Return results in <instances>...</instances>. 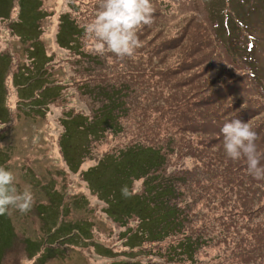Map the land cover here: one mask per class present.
<instances>
[{"label": "rangeland", "instance_id": "374dc122", "mask_svg": "<svg viewBox=\"0 0 264 264\" xmlns=\"http://www.w3.org/2000/svg\"><path fill=\"white\" fill-rule=\"evenodd\" d=\"M35 1L24 19L18 0L0 18V166L35 197L27 214L0 216V264H264V184L246 189L247 165L226 157L218 130L248 122L264 154V0H152L134 58L94 51L86 25L99 0ZM64 15L79 29L71 45ZM106 105L126 115L121 135L90 141L73 126L66 137L65 121ZM138 139L158 155L140 156L135 176L163 155L161 170L120 190L109 168L97 188L87 181ZM179 221L198 240L188 258L176 250L188 239L164 234Z\"/></svg>", "mask_w": 264, "mask_h": 264}, {"label": "clouds", "instance_id": "9594fccd", "mask_svg": "<svg viewBox=\"0 0 264 264\" xmlns=\"http://www.w3.org/2000/svg\"><path fill=\"white\" fill-rule=\"evenodd\" d=\"M100 11L86 25V32L94 40V51L103 55L110 52L120 58H134L142 47L138 31L154 22L152 0H99ZM223 149L227 158H244L249 175L264 179V154L258 153L256 131L248 122L232 119L221 128ZM15 174L0 166V216L11 215L13 210L27 214L33 208L35 197L30 185L23 190L16 186Z\"/></svg>", "mask_w": 264, "mask_h": 264}, {"label": "trees", "instance_id": "16d2710c", "mask_svg": "<svg viewBox=\"0 0 264 264\" xmlns=\"http://www.w3.org/2000/svg\"><path fill=\"white\" fill-rule=\"evenodd\" d=\"M10 3H13V0H0V18L4 17V16H9L8 14V9L7 7L9 6ZM39 2H36L35 0H18V6H19V12H18V16L21 17V19L26 18L27 13L30 12V10H32V8H36L38 7ZM67 15H64L62 18V30H64L66 38L69 41V44L71 45L73 43V40L78 36L79 33V29L77 28L78 26L76 25V21L75 19H69L66 17ZM106 83V80L104 79V77L101 78L99 84H103ZM51 87V86H50ZM57 87L54 85L52 86V89H56ZM103 92V91H102ZM226 96V95H225ZM4 99L1 98L0 99V121L2 118H4L7 114V106L5 105V102H3ZM217 98L212 96V98H209L205 103H201V105H205V106H210L213 102H216ZM30 109H38V108H33L30 106H28ZM102 111L101 113H96L94 119H91L89 122L86 120V118H83V122L80 120H78L77 118H72V119H68L67 121H65L64 123V129L66 133V137L69 135L71 129L73 126H77V128L81 131H85L86 135L90 136V141H94V135H97L96 133H98V135L101 137L103 135V133L105 134L104 130L106 128H111L110 132H106V134H111V137L114 138L116 137V135H121L122 134V127L120 124V119L125 117L126 115L124 113H122V115L118 116V114L114 115L112 114V109L111 107H108V105L101 108ZM203 111H201L202 113ZM218 119V118H217ZM109 122V123H107ZM225 122L223 121V123L221 124V126H219L218 130L219 133H221V128L222 125ZM101 125V126H100ZM110 125H113L110 126ZM100 127H102L100 129ZM197 130V129H196ZM217 130V131H218ZM66 137L64 136V134L62 135L61 139H60V144H62V142H68V140L66 139ZM97 137V136H96ZM87 143V140L86 142ZM69 143H67V146L61 147V150L63 152V148H64V152L62 153L64 156V159L66 160L67 157H71L68 155L67 149L69 148ZM83 147L85 148V144L83 145ZM154 147L152 146H145L143 144V142H141V140H137V142H135L134 144L130 145V146H126L124 149H120L117 154L112 155L109 158V163L111 164L110 167H104L102 168L101 163H98L96 166L91 167L90 169H88L87 171H85V176L87 181H92L93 183H99L100 185H102L101 182H99V178L102 172H104L106 169H111L113 175H114V181L117 185V188L120 190L122 189V187H125V185L127 183L132 184L133 181H137L140 179H144V181L146 179H148L149 174H153L159 170H161L164 167V162H165V157L162 155L156 165H150V163L147 164V168L146 171L144 172L143 175H136V170H140V166H139V162L136 161L140 156L143 155H148L149 153L154 155V152L156 153V156L158 155V153L156 151L153 150ZM258 150V148H257ZM151 158V157H150ZM72 159V157H71ZM233 161V160H232ZM238 161H243V163H245V165H247V162L244 158L238 160ZM236 162V161H235ZM262 165H264L263 162H261ZM145 166V165H143ZM101 170V171H100ZM142 171V170H141ZM97 173H99V178L96 177ZM94 176L95 175V179H91L90 180V176ZM158 176H153L151 177V179H157ZM117 178V180H116ZM94 183V185H95ZM113 183V182H112ZM264 184V179H256L253 176H251L250 178H248L245 182V187L246 189H252L253 191L255 190L252 187H255L256 185H258L259 187H261V185ZM115 185V184H114ZM96 187V185H95ZM97 188V187H96ZM263 188V187H261ZM262 195H264V191L261 192ZM114 197H112V202H114L117 199V194L113 195ZM110 200H105L106 204L109 202ZM111 202V203H112ZM155 206V205H154ZM156 208H155V212H156ZM155 214V213H154ZM170 227L168 226L167 228L169 229L168 232H165L164 234L166 235H175V233L179 232L181 234L180 228L183 229L185 228V226H183L184 224L179 221V223H172L169 224ZM61 229V228H60ZM190 228H187L186 226V232L184 234H181L183 238H187L188 241H181L179 242V245H177V248H181V249H177V252L180 253L179 257H183V258H188V255H190L192 252H195L196 247L198 246L196 238H194V236L190 233ZM185 235V236H184ZM173 237V236H172ZM194 238V239H193ZM151 242H162V241H166V237L161 239V238H155L153 237ZM166 243H168V241H166ZM201 243V242H200ZM141 241H137L135 240V245H131V247L133 246H138L141 247ZM170 247H168L169 249ZM172 254L175 255V251H172Z\"/></svg>", "mask_w": 264, "mask_h": 264}, {"label": "bare ground", "instance_id": "6f19581e", "mask_svg": "<svg viewBox=\"0 0 264 264\" xmlns=\"http://www.w3.org/2000/svg\"><path fill=\"white\" fill-rule=\"evenodd\" d=\"M51 154H54V152L52 151Z\"/></svg>", "mask_w": 264, "mask_h": 264}]
</instances>
